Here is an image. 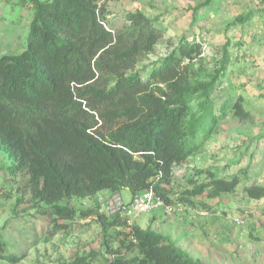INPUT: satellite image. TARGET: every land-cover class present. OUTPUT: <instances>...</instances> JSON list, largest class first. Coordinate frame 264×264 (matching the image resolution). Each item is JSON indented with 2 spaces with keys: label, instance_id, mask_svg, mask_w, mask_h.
Wrapping results in <instances>:
<instances>
[{
  "label": "trees",
  "instance_id": "obj_1",
  "mask_svg": "<svg viewBox=\"0 0 264 264\" xmlns=\"http://www.w3.org/2000/svg\"><path fill=\"white\" fill-rule=\"evenodd\" d=\"M20 3L32 11L26 47L0 57V149L13 161L9 173L19 188L66 220L91 214H77L62 202L102 191L127 189L132 197L152 190L172 205L174 167L197 153L230 113L243 115L241 97L214 112L228 58L200 79L194 63L202 43L182 37L143 77L137 65L165 35L156 19L127 13V24L115 31L106 24L103 0ZM196 175L204 179H190L179 192L185 205L239 187L251 200L264 198V185L238 175ZM97 218L108 264H202L167 236L128 227L119 214ZM95 256H75L70 264H91ZM21 259L0 238V260Z\"/></svg>",
  "mask_w": 264,
  "mask_h": 264
},
{
  "label": "rangeland",
  "instance_id": "obj_2",
  "mask_svg": "<svg viewBox=\"0 0 264 264\" xmlns=\"http://www.w3.org/2000/svg\"><path fill=\"white\" fill-rule=\"evenodd\" d=\"M205 1L103 0L106 24L115 31L127 24V13L136 11L164 28L155 50L137 65L143 77L185 37L202 43L203 53L194 63L200 79L208 78L228 58L222 85L213 95L214 112L219 113L222 103L242 98L243 115L230 113L197 153L174 167L171 198L179 211L170 217L142 214L147 222L138 226L167 236L202 264H264V198L251 200L239 187L216 199L198 197L191 206L178 200L190 179H204L196 175L200 170L264 185V0H208L201 6ZM31 18L28 4L0 0V57L25 49ZM12 165L0 149V238L9 253L23 255L16 264H70L75 256L89 252L96 253L91 264H108L111 255L103 247L97 214L111 216L107 203L119 193L102 191L90 199L62 202L77 214L91 215L59 219L51 207L34 203L19 188L20 180L9 173ZM121 196L124 199L125 192ZM235 220L243 224L238 226Z\"/></svg>",
  "mask_w": 264,
  "mask_h": 264
},
{
  "label": "built area",
  "instance_id": "obj_3",
  "mask_svg": "<svg viewBox=\"0 0 264 264\" xmlns=\"http://www.w3.org/2000/svg\"><path fill=\"white\" fill-rule=\"evenodd\" d=\"M107 204L106 213L108 215L119 214L125 219L128 227L133 226L138 217L142 214L161 212L164 216L170 217L179 211L178 207L168 205L163 200L156 197L152 190H147L132 196L127 203L120 197H116ZM235 223L239 226L243 224V221L235 220Z\"/></svg>",
  "mask_w": 264,
  "mask_h": 264
},
{
  "label": "crops",
  "instance_id": "obj_4",
  "mask_svg": "<svg viewBox=\"0 0 264 264\" xmlns=\"http://www.w3.org/2000/svg\"><path fill=\"white\" fill-rule=\"evenodd\" d=\"M121 192H125V194H126V196H125V198L123 199V197L121 196ZM120 193H119V195H120V197L122 198V200L125 202L126 201V203H127V201L129 202V200L131 199V195L129 194V192H128V190L127 189H124V190H122ZM103 192H100V194H102ZM128 198H129V200H128ZM161 213V212H160ZM155 214H158V212H152V213H149L147 216H149V215H155ZM147 216H144V218H141V215L138 217V219L136 220V222H135V224H137L138 225V223H140L141 225H142V222L143 223H145L146 224V222H147ZM139 224V225H140ZM141 225H140V227H141ZM144 226V225H143Z\"/></svg>",
  "mask_w": 264,
  "mask_h": 264
}]
</instances>
